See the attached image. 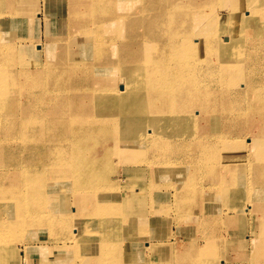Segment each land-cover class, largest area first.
Instances as JSON below:
<instances>
[{
  "label": "bare ground",
  "instance_id": "1",
  "mask_svg": "<svg viewBox=\"0 0 264 264\" xmlns=\"http://www.w3.org/2000/svg\"><path fill=\"white\" fill-rule=\"evenodd\" d=\"M44 1L48 62L0 45V235L51 228L45 264L259 259L219 253L264 246V0Z\"/></svg>",
  "mask_w": 264,
  "mask_h": 264
},
{
  "label": "rangeland",
  "instance_id": "2",
  "mask_svg": "<svg viewBox=\"0 0 264 264\" xmlns=\"http://www.w3.org/2000/svg\"><path fill=\"white\" fill-rule=\"evenodd\" d=\"M20 1H21V3H24L22 6L19 4ZM39 1L40 2L43 1L42 2L43 6L40 8L37 7ZM42 1L41 0H0V2H1V6H0V45H1L2 40L9 41L12 39V43L14 44V46H17V52L19 53V55H21V56L25 55L28 62L36 61L37 63L38 62L39 63L40 62L45 63V62H48V60L50 58L49 53H48L50 43L47 41L48 38H46V35H45L44 8L47 6V3L44 0H42ZM25 3H27V4H25ZM40 20L43 21V24H44L43 27H40V24H39ZM29 45H32V47L38 48V52H37L36 56H33L32 55L33 52L32 51L29 52V50L26 53L23 52V48L31 47ZM141 99L142 98H139V101ZM250 120H251V118L246 120L245 127L247 128V130L251 126L255 127V125H254L255 122H250ZM261 123H263V122H260L258 124H261ZM234 124H236V125H234V126H236V134H239L241 132L240 122L234 123ZM239 139H240L241 143L244 142L243 137H241ZM219 142L220 143H228V142H226L225 139H220ZM224 155H226V157L223 160L227 161V163L230 165L229 167L233 168L234 163L232 161L233 160L232 157L239 156L238 152L228 151ZM145 179L146 180L149 179V176H148V178H145ZM149 181H150V179H149ZM145 187H146V190H150L151 189V183H149L148 185H145ZM165 190H166V187H162L160 190V193H162ZM228 205H230V202L228 200V197H226V195H220L219 197H217V209L219 212H220V210H222L221 212L224 211V212L229 213L230 211H229ZM175 215L176 214L174 212H169L167 214V217H168L167 221L165 220V223L161 225V229L159 231L164 233V230L166 227L170 228V230L175 231V227H174L175 226L174 223L176 222V221H174V219L176 217ZM34 216L35 215H33V216H31V218H29L28 214L25 213L24 219L29 221V222L31 220H34V222H36V220H35L36 218ZM26 217H27V219H26ZM37 220H41V217H40V219H37ZM6 221L10 222L8 220H6ZM32 229H30V230H32ZM36 230L38 232H33L31 234L28 230H24V231H22L23 235L21 237V234H19L20 233L19 229L17 230V229H15V227H13V230H11V233L8 232L4 235H0V247L4 248V251L2 250L3 252L0 249V253L1 252H2V254L5 253V255L2 256V258L0 257V259H1L0 264H12V263L13 264H45V263H51L50 260H42L43 257L33 253L34 252L33 250L35 249L34 247L40 246V244L41 245L42 244L47 245V244L52 242L51 240H49L51 228L47 229V227H45L44 229H35L34 231H36ZM40 231H43L42 235H44V237H46V238H44V240L47 239V241H45V242L37 241L39 238L36 235L40 234L41 233ZM23 236L28 237V238L30 237L29 238L30 248H28L26 246L25 242L22 241V239L23 240L25 239ZM162 236H164V234ZM259 236L262 237L261 239H262V241H264V239H263L264 235H262V233H261ZM18 237H19V240H18ZM222 237L227 238V234L225 233V231L222 232ZM21 241L24 243V245ZM139 244H145V243L142 241V243H139ZM32 248H34V249L31 251ZM250 250H251L252 256H254V257H255V255H257L259 253V251L253 247L250 248ZM6 254H7V256H6ZM50 254H51V252L48 251L47 257H49ZM2 259H3V261H2ZM5 259H6V261H5ZM218 263L220 264L221 262L218 260Z\"/></svg>",
  "mask_w": 264,
  "mask_h": 264
},
{
  "label": "crops",
  "instance_id": "3",
  "mask_svg": "<svg viewBox=\"0 0 264 264\" xmlns=\"http://www.w3.org/2000/svg\"><path fill=\"white\" fill-rule=\"evenodd\" d=\"M39 2H38V6L37 7L40 8V7L43 6V3H42L43 1L40 2V3ZM39 24H40V27H43L44 26L43 21H41V20L39 21ZM231 238L232 237L230 235H227V239H225L226 240V243L223 246L224 249L223 250L221 249V251L219 253L220 256L222 255L223 257H225V258L227 257L229 259V260L227 259L228 263L233 262L234 261V257L236 255H240L241 254L243 256L244 254H248L249 252H250L249 254L251 255L250 248H249V250L248 249H245V250H241L239 252L236 251L235 249H233L232 248V243H231V240H230ZM258 251H259V253H260L261 256L259 255V259L258 260H253V261L251 260L250 261L251 264L252 263L253 264H264V260H263V258H264V246L260 250H258Z\"/></svg>",
  "mask_w": 264,
  "mask_h": 264
}]
</instances>
